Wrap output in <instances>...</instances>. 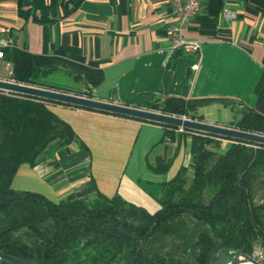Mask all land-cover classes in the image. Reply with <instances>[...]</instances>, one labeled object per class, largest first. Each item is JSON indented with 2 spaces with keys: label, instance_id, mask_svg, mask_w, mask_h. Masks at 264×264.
I'll return each mask as SVG.
<instances>
[{
  "label": "crops",
  "instance_id": "obj_1",
  "mask_svg": "<svg viewBox=\"0 0 264 264\" xmlns=\"http://www.w3.org/2000/svg\"><path fill=\"white\" fill-rule=\"evenodd\" d=\"M227 6L231 18L206 8L192 17L184 36L198 41L196 52L170 48V0H83L74 12L59 8L50 22L37 20L38 11L20 15L17 0H0V24L36 67L49 71L43 79L49 87L146 109L181 97L195 119L229 125L234 117L224 110L237 112L234 105L252 96L264 70V0H229ZM0 79H10L2 62ZM48 107L70 124L75 139H54L35 165L21 164L15 190L59 202L92 183L89 196L119 194L153 212L164 183L191 162V137L183 130L71 105ZM158 157L170 161L164 172L154 169Z\"/></svg>",
  "mask_w": 264,
  "mask_h": 264
},
{
  "label": "trees",
  "instance_id": "obj_2",
  "mask_svg": "<svg viewBox=\"0 0 264 264\" xmlns=\"http://www.w3.org/2000/svg\"><path fill=\"white\" fill-rule=\"evenodd\" d=\"M82 2L17 0V10L25 17L38 11L37 20L50 22L59 8L74 12ZM223 3L208 0L206 10L216 16ZM4 60L11 63L10 78L15 82L43 85L49 73L33 64L24 47H4ZM52 102L0 90L2 252L38 264H207L214 247L207 226L227 247L253 255L259 244L264 251V203H255L252 194L254 175L264 170V146L253 143L183 129L191 137V162L164 183L153 212L119 194L107 197L95 191L89 196L96 190L92 183L59 202L13 189L21 164L35 165L54 139H75L70 124L48 107ZM236 105L239 116L229 126L264 134V70L252 96ZM149 108L196 118L190 101L181 97L152 102ZM221 139L229 143L223 147ZM169 164L158 157L154 169L164 172Z\"/></svg>",
  "mask_w": 264,
  "mask_h": 264
},
{
  "label": "water",
  "instance_id": "obj_3",
  "mask_svg": "<svg viewBox=\"0 0 264 264\" xmlns=\"http://www.w3.org/2000/svg\"><path fill=\"white\" fill-rule=\"evenodd\" d=\"M0 90L112 115L203 132L220 136L230 141L239 140L264 146V134L244 131L228 125L209 123L189 117L166 114L152 109L132 107L107 100L87 97L83 94L57 91L52 88H43L6 79H0ZM195 226L196 225H194L193 228ZM207 229L214 243V247L207 255V264H239L241 261H246L250 264H262L254 255H249L238 249L223 245L211 231L210 227L207 226ZM191 232H193V229ZM0 262H5L6 264H38L28 259L8 255L1 250Z\"/></svg>",
  "mask_w": 264,
  "mask_h": 264
},
{
  "label": "built area",
  "instance_id": "obj_4",
  "mask_svg": "<svg viewBox=\"0 0 264 264\" xmlns=\"http://www.w3.org/2000/svg\"><path fill=\"white\" fill-rule=\"evenodd\" d=\"M228 1L223 0L224 3L220 11L225 18L234 16L232 10L227 6ZM207 2L208 0H170L171 19L165 28L172 51L196 52L199 50L198 41L187 39L184 36V30L188 27L192 17L207 7ZM0 34H5V37L0 40V62L4 63L10 78L12 66L10 62L4 60V47L15 46V42L10 34L9 27L0 24ZM196 67V65H193V68ZM9 80L14 81L11 78Z\"/></svg>",
  "mask_w": 264,
  "mask_h": 264
},
{
  "label": "rangeland",
  "instance_id": "obj_5",
  "mask_svg": "<svg viewBox=\"0 0 264 264\" xmlns=\"http://www.w3.org/2000/svg\"><path fill=\"white\" fill-rule=\"evenodd\" d=\"M18 83H20V82H18ZM23 84H25V83H23ZM28 85H33V84H28ZM35 85L39 86V87H43V88H52V89H55L57 91L72 92V91H70L68 89L66 90V88L60 87V86L59 87H57V86L49 87L51 85L47 84L45 81H43V85H39V84H35ZM73 93L82 94V93H79L77 91H73ZM52 103H54V102H52ZM238 107H239V105L235 106V108H237V109H238ZM223 116H225V117L233 116L235 119V117L238 118L239 115H238V112H231L229 110H224ZM221 141H222L223 147H225L229 143L228 140L221 139ZM252 194H253V200L255 203H264V170H258L255 173L253 181H252ZM187 226H188V232H189L191 225L188 224ZM262 248H263L262 246H260L259 244H256L254 247L253 255L263 264V262H264V251L262 250Z\"/></svg>",
  "mask_w": 264,
  "mask_h": 264
},
{
  "label": "bare ground",
  "instance_id": "obj_6",
  "mask_svg": "<svg viewBox=\"0 0 264 264\" xmlns=\"http://www.w3.org/2000/svg\"><path fill=\"white\" fill-rule=\"evenodd\" d=\"M239 264H250V263L246 261H241Z\"/></svg>",
  "mask_w": 264,
  "mask_h": 264
}]
</instances>
